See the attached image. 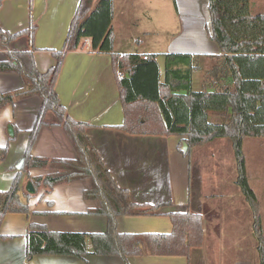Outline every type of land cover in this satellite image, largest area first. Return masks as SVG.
<instances>
[{
    "label": "crops",
    "instance_id": "crops-1",
    "mask_svg": "<svg viewBox=\"0 0 264 264\" xmlns=\"http://www.w3.org/2000/svg\"><path fill=\"white\" fill-rule=\"evenodd\" d=\"M80 1L2 0L0 28L6 33L16 34L27 31L31 24L35 25L31 44L23 35L10 47L16 51H29L38 72L45 73L55 63L53 53L65 47ZM114 20L113 0L111 53L92 51L91 43L88 46L84 42L88 38L82 40L83 48L63 52L54 86L57 99L68 117L86 125L84 136L98 152L116 185L127 191L129 201L156 210L153 215L116 217L118 233L168 235L172 232L169 215L175 212L199 215L203 232L201 246L192 248L188 257L131 256L126 258V263L260 264L252 210L236 184V178L233 179L231 159L225 154L226 151L231 152L226 150L225 139L216 138L183 151V144H186L182 141L183 137L129 135L121 130L124 105L118 79L124 73L120 74V69L114 67L113 57L139 55L145 58L156 55L160 81L163 82L165 55L194 56L198 67L191 74L192 88L195 74L202 71L206 74V69H210L215 62L214 57L221 55L218 45L210 39L209 12L204 25L205 29L209 25L206 35L203 36L202 30L197 32L196 28L194 33L185 26L170 41V51L163 54L140 53L134 47L130 48L131 52H120ZM178 40L182 41L180 45H176ZM5 60L6 50L0 42V62ZM175 68L173 66L170 70ZM176 81L181 82L179 78ZM22 90L23 80L17 73L0 71V97L12 96V101L0 109V148L8 149L5 158L0 161V192L10 190L18 175H21L26 190L30 182L27 177L57 173V169L51 166L22 168L29 132L42 108L38 95H15ZM179 93H184V90ZM49 114L45 115L30 155L47 160H75L77 152L74 144L63 127L55 124V117ZM8 127L12 128V137L8 135ZM262 174L257 172L254 176L261 180ZM248 183L259 204L261 231L264 234V181L254 179L253 183ZM90 189L88 180H76L50 189L40 187L36 192L34 190L27 200L28 213L6 214L0 223V264H124L118 256L92 254L88 237L85 238L88 254L82 259L48 254L27 257V234L31 225H41L52 232L96 234L106 230L105 216L96 213L100 202L86 196Z\"/></svg>",
    "mask_w": 264,
    "mask_h": 264
},
{
    "label": "trees",
    "instance_id": "trees-1",
    "mask_svg": "<svg viewBox=\"0 0 264 264\" xmlns=\"http://www.w3.org/2000/svg\"><path fill=\"white\" fill-rule=\"evenodd\" d=\"M208 12L210 39L218 45L221 55L214 57V64L204 75L205 88L200 91L191 88V74L198 67L194 56L165 55V78L161 82L156 55L144 59L139 55L113 57L112 54L114 67L120 69V74L124 73L118 79L124 105L121 130L129 135L180 136L189 149L216 138L225 139L226 150L233 151L235 159L236 184L252 210L259 262L264 264L259 204L247 180L242 149L245 138H264V13L251 14L250 0H209ZM112 18L113 0H81L71 21L65 47L53 53L55 63L45 73L38 72L29 51H16L10 47L23 35L31 44L35 25L16 34L0 28V42L6 50V60L0 62V71L15 72L22 78L23 90L15 95H38L42 101L37 121L29 132L22 168L51 166L57 169L52 175L26 179L35 192L40 187L50 189L57 184L88 180L91 189L86 196L100 202L96 213L107 220L106 230L96 234L52 232L44 226L31 225L26 244L28 258L48 254L82 259L88 254L86 237L91 241L92 254L118 256L124 264L131 256L188 257L192 248L202 244L201 217L189 212L169 215L172 232L168 235L118 233L116 217L153 215L156 210L129 201L127 191L116 185L98 152L84 136L86 125L68 117L57 99L54 86L63 52L83 48L82 40L88 38L92 51L111 53ZM173 66L176 68L170 70ZM178 78L180 83L176 81ZM181 90L184 93H179ZM11 101L10 95L0 97V109ZM48 113L55 117V124L63 127L74 144L75 160H47L30 155ZM211 116L217 120L210 122ZM7 150V147L0 148V161ZM23 184L18 175L10 190L0 192V223L6 214L28 213L27 200L34 193L26 191L22 195Z\"/></svg>",
    "mask_w": 264,
    "mask_h": 264
},
{
    "label": "rangeland",
    "instance_id": "rangeland-1",
    "mask_svg": "<svg viewBox=\"0 0 264 264\" xmlns=\"http://www.w3.org/2000/svg\"><path fill=\"white\" fill-rule=\"evenodd\" d=\"M208 0H114L115 2V29L117 45L120 52H131V47L140 53L163 54L170 51V41L184 30L185 26L195 33L201 31L203 36L209 32V25L205 29ZM250 12L253 15L264 13V0H250ZM209 24V23H208ZM207 31V32H206ZM182 41L178 40L176 45ZM210 60V58H208ZM211 66V65H209ZM209 70V69H206ZM205 71L195 74L192 88L200 91L203 88ZM52 115V114H49ZM53 117V116H50ZM215 122V116L209 118ZM245 171L248 182L264 177V140L245 139L242 145ZM225 152L231 159L233 179L237 176L233 151ZM252 172L254 174L252 175ZM262 173L261 180L254 175ZM228 172H226V175ZM260 176V174H259ZM22 195L26 190L22 187Z\"/></svg>",
    "mask_w": 264,
    "mask_h": 264
},
{
    "label": "water",
    "instance_id": "water-1",
    "mask_svg": "<svg viewBox=\"0 0 264 264\" xmlns=\"http://www.w3.org/2000/svg\"><path fill=\"white\" fill-rule=\"evenodd\" d=\"M8 135L10 136V137H12L13 136V133H12V128L11 127H8ZM183 151H186V149H187V145L186 144H183ZM26 191L28 192V193H31V194H33L34 193V189H33V187H32V184L29 182L28 184H27V186H26Z\"/></svg>",
    "mask_w": 264,
    "mask_h": 264
},
{
    "label": "built area",
    "instance_id": "built-area-1",
    "mask_svg": "<svg viewBox=\"0 0 264 264\" xmlns=\"http://www.w3.org/2000/svg\"><path fill=\"white\" fill-rule=\"evenodd\" d=\"M84 42L89 46V44H90L89 39H84ZM144 59H146V57Z\"/></svg>",
    "mask_w": 264,
    "mask_h": 264
}]
</instances>
